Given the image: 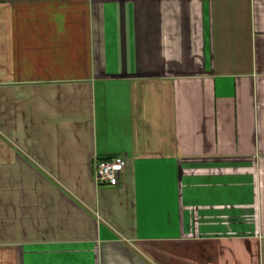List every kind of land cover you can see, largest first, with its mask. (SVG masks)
Returning a JSON list of instances; mask_svg holds the SVG:
<instances>
[{
    "label": "crops",
    "instance_id": "obj_1",
    "mask_svg": "<svg viewBox=\"0 0 264 264\" xmlns=\"http://www.w3.org/2000/svg\"><path fill=\"white\" fill-rule=\"evenodd\" d=\"M0 264H264V0H0Z\"/></svg>",
    "mask_w": 264,
    "mask_h": 264
},
{
    "label": "built area",
    "instance_id": "obj_2",
    "mask_svg": "<svg viewBox=\"0 0 264 264\" xmlns=\"http://www.w3.org/2000/svg\"><path fill=\"white\" fill-rule=\"evenodd\" d=\"M124 155H113L104 159L94 158V179L97 184L118 185Z\"/></svg>",
    "mask_w": 264,
    "mask_h": 264
}]
</instances>
